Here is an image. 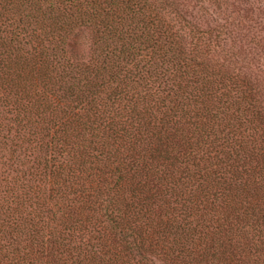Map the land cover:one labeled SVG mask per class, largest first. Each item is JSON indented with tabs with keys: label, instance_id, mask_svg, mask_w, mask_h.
Here are the masks:
<instances>
[{
	"label": "trees",
	"instance_id": "obj_1",
	"mask_svg": "<svg viewBox=\"0 0 264 264\" xmlns=\"http://www.w3.org/2000/svg\"><path fill=\"white\" fill-rule=\"evenodd\" d=\"M177 2L138 46L83 54L66 33L87 25L24 40L0 0V264H264L260 75Z\"/></svg>",
	"mask_w": 264,
	"mask_h": 264
},
{
	"label": "rangeland",
	"instance_id": "obj_2",
	"mask_svg": "<svg viewBox=\"0 0 264 264\" xmlns=\"http://www.w3.org/2000/svg\"><path fill=\"white\" fill-rule=\"evenodd\" d=\"M38 1L35 5L31 0H10V19L28 23L34 29H25L19 38L31 39L34 42L39 39L58 40L55 37L58 33V26L69 23L84 24L87 26L81 27L78 31L75 29L74 32L72 31L73 34L66 33L68 39H80L83 42L84 45L81 46L83 54L98 51L90 47V42L94 39H110L115 46L113 53H118L119 50L122 51V48L128 47L127 45L120 47L119 42L129 41L138 46L148 28H154L156 21H154V14L151 10L159 4V0ZM71 3L72 6H68ZM177 4L190 23L199 29L212 28L218 30L219 33L224 29L230 33V35L223 33L226 42L221 57L233 52L240 65L248 67L253 75H260V78L257 77V84L264 101V0H179ZM49 30L52 33H49ZM49 35L54 37L50 38ZM123 53L126 56L125 52ZM129 67L130 65L126 66V68ZM122 73L115 83L120 87L131 89L133 87L132 78ZM73 82L64 86L66 92L56 91L53 97L60 100L67 93H71L68 88ZM9 101L11 102L12 99L10 98ZM101 103L108 106V112L115 110L118 105L124 106V104L108 101H101ZM130 103L136 108H140L142 104L141 101ZM78 123L82 125L81 122L78 121ZM64 128L66 132L74 136L86 135L85 130L74 124L73 120L64 124ZM196 134L197 131L193 130L192 136L195 137Z\"/></svg>",
	"mask_w": 264,
	"mask_h": 264
}]
</instances>
